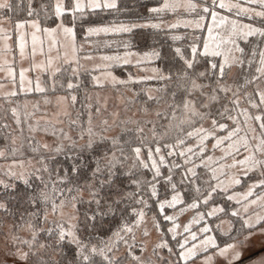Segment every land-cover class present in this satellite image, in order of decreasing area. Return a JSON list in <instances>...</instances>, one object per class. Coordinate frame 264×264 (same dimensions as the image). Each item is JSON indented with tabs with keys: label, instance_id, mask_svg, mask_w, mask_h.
<instances>
[{
	"label": "snow or ice",
	"instance_id": "obj_1",
	"mask_svg": "<svg viewBox=\"0 0 264 264\" xmlns=\"http://www.w3.org/2000/svg\"><path fill=\"white\" fill-rule=\"evenodd\" d=\"M21 7V4H14L11 0H0V13L7 12L10 16ZM217 8L229 15L221 14ZM178 10H182L181 18L166 25L169 31L162 27L163 20L153 18V14L158 17L165 12L177 13ZM26 11L29 17L39 16L42 11L45 19L51 12L57 22L54 27L42 29L52 41L47 53L43 42L37 47L36 32L41 31L38 19H19L15 22L21 61L26 55L27 42L25 33L20 30L31 25L35 31L28 55L34 60L39 51L46 59L30 66L55 76L67 71L63 67L67 64L72 77L77 78L76 85L69 80L68 89L78 86L82 67L78 58H68L67 51H77V21L81 24L82 38L89 44L97 43L91 37L101 33L132 34L136 29L164 32L162 37L157 38L155 34L151 37L159 48L154 47L142 56L148 60L164 61L166 68L153 67L151 71L155 75H129L127 80L106 72L103 80L98 76H93L92 80L95 85L105 81L119 85L156 81L155 91L163 95L153 96L149 89L144 93V103H159L167 98L170 113L167 110L157 112V116L169 121L164 136L172 128L182 135H178L173 143L165 144L166 153L161 154L159 142L153 149L143 139L144 130L139 126L140 121L121 122L120 134L106 135L108 128L95 130L89 115L86 139L85 131L73 136L62 128L58 132L53 128L52 135L58 138L49 144L33 135L38 130L47 132V127L39 129L29 123L28 136L23 135L20 114L13 107L11 112L22 137L20 147L26 144L38 159L33 164L29 157L31 166L26 169L22 160L15 159L7 168L0 169V233L6 241L3 255L10 258L0 260V264H196L197 261L199 264H240L243 246L253 230L264 234V0H219L218 3L217 0H202L200 3L196 0H164L146 7V15L137 14L118 23L113 20L94 24L89 20L97 13H128L129 9H122L118 0H68L67 3L55 0L52 5L41 3L39 8H34L32 0H29ZM66 14L70 16L68 23L63 19ZM189 16L191 19L187 18ZM209 16L211 22L206 24ZM3 18L0 16V19ZM181 24L185 29L194 31L207 28V38L203 39L202 46L198 43L200 37L196 35L191 36V43L176 46L188 39L185 35L170 34ZM0 34L8 38V30L2 27ZM60 37L65 51L61 65L53 67L51 51L54 45L61 44ZM165 44L170 48V56L162 55ZM124 47L128 48V43ZM8 50L10 46L5 44L4 51ZM133 55L141 54L105 55L102 59L111 63L96 67L107 69L113 64L126 65L131 62L128 57ZM57 56L61 54L58 52ZM233 66H238L241 71L233 73ZM0 70L15 78V69L6 58L0 61ZM28 70L24 67L19 69L21 87H24ZM28 83L31 84V81ZM55 87L53 81V90ZM35 91H45L39 78L35 82ZM8 95L15 93H5V96ZM66 99L60 96L57 103ZM70 99L75 102L77 97L73 94ZM250 108L256 109L257 114L252 115ZM143 110L147 111V107ZM63 114L68 115L66 111ZM225 119L234 126L230 128L221 122ZM173 121L178 123L174 125ZM205 121L211 127H203ZM250 121L260 122L259 136L255 135L256 129ZM75 123L70 120V124ZM103 123L106 125L107 121ZM129 123L137 126L128 127ZM143 123L152 124L151 132L155 138L157 132L153 121ZM184 125L191 130L184 132ZM216 129L226 130L227 135L217 136ZM13 131L7 124L0 128V135L5 141L11 137L9 154L15 156L20 149L16 147ZM248 132L253 133L251 139L257 141L255 144L249 142ZM189 137L198 139V151H193L190 144L185 146ZM209 137L215 140L213 149L227 141L224 156L231 158V164L217 163L213 166L214 157L205 153L204 142ZM137 140L141 146L130 147ZM125 145L129 146L131 155L125 150ZM142 147L146 148L144 155ZM241 149L245 154L237 159ZM5 155V149L0 148V157ZM58 157H63V160H58ZM166 157L179 158L180 162L176 159L169 161ZM64 161L71 163L65 167ZM15 165L22 170H14ZM164 166L166 174L162 171ZM237 166L240 169L238 174L224 172L226 168ZM250 174L258 178L247 186L246 191H234V186L241 185V177H249ZM223 176L227 178L222 179ZM161 187L163 193L160 192ZM85 190L87 197L83 194ZM228 202L234 204L229 206ZM66 204L73 209L77 208V204L86 207L82 214L65 219L62 210ZM177 205L182 206L179 209L181 212L185 208L195 209L197 215L193 220L197 224L205 217L215 218V231L205 223L199 230L202 235H198L190 230L193 221H189L183 226L187 235L181 237L177 216L165 214L166 206L175 210ZM250 205H257L261 211H250ZM153 207L156 209L152 216L156 229L161 231L157 215L171 222V226L161 232L158 243L153 246L152 256L146 258L143 255L146 244L137 240L136 233L146 224L147 215ZM201 207L208 210L199 211ZM216 231L227 240L219 242ZM147 234L144 228V235ZM260 264H264V258H261Z\"/></svg>",
	"mask_w": 264,
	"mask_h": 264
},
{
	"label": "rangeland",
	"instance_id": "obj_2",
	"mask_svg": "<svg viewBox=\"0 0 264 264\" xmlns=\"http://www.w3.org/2000/svg\"><path fill=\"white\" fill-rule=\"evenodd\" d=\"M55 2V0H54ZM164 0H162L161 3H163ZM197 3L202 2V0H196ZM219 0H217V3ZM65 3H67V0H65ZM217 11L219 9L217 8ZM221 12V11H219ZM167 14V16H163V18L154 19V20H163L164 24L162 27L164 29L166 28V25L168 23H175L178 18H181L182 10H178L177 13L172 12H165L162 13V15ZM223 15H227L223 12H221ZM3 16V15H0ZM4 17V16H3ZM191 19V17H187ZM235 18V17H233ZM211 17L209 16L207 21L205 23H210ZM248 22V21H245ZM40 23V22H39ZM0 27L8 30V38L5 39L3 34H0V61H3V59H7L11 66L15 69V78L13 79V76L9 75L6 71L0 70V95H5V93H32L37 92L35 91V82L37 78H39L41 82V87L46 89L45 81H44V75L49 74L50 77L52 76L49 72L45 71L41 68H35L31 67L30 65L33 63L39 64L45 61L46 57L44 55H41L39 51H37L36 57L34 60L28 55L31 51V43H32V33L35 31L31 27V25H27L23 27L20 31L25 33V40H26V55L25 58L21 61L19 56V33L15 29V24L12 23L10 19L7 17H4L3 19H0ZM54 27V26H53ZM180 27H183L181 24ZM179 27V28H180ZM41 31L36 32V36L38 39V45L39 48L40 42H43V46L45 48V52L47 53L49 44L52 43L50 36L43 32L42 29L44 28H50V27H44L40 23ZM191 29V28H189ZM193 30V29H192ZM194 31V30H193ZM199 34H196V33ZM195 32H190V34L183 33L185 35H188V37L191 38L192 35H196L200 37L202 33L204 32V38H207V28L201 30H195ZM201 33V34H200ZM101 33L99 36H104ZM111 34V33H108ZM181 34V33H179ZM182 35V34H181ZM95 36V35H94ZM61 44L60 45H54L51 51V55L54 57L53 61V67L60 66L61 65V59L62 54L65 51V48L63 47V41L62 37ZM96 41V40H94ZM97 43L89 44L85 40L82 41L80 46L77 44V51L73 52L70 49L68 51V58L79 59V64L82 66L81 70H91L93 76H98L102 80L104 79V74L106 72H111L113 75L118 77L116 73L112 70V67L116 64L111 65L109 68L99 67L97 68V65H105L110 64L111 62L104 61L102 59V56L105 55H114L119 54L123 55L125 52H132V53H140L141 55H133L131 57H128V59L131 61L129 64L137 65V77L140 76H152L155 75L151 69L153 67H157L154 64H150V60L145 59L141 52L137 51H116L113 50V45L117 44V42H113L111 40H105L100 39L99 41H96ZM5 44L10 46V50L7 52L4 51ZM60 53L61 56H57V53ZM258 59V57H257ZM140 60L141 63L137 64L136 61ZM65 65V64H64ZM21 67L29 69L25 73V84L24 87L20 86V76H19V69ZM240 68L238 66H233L232 71L233 73H238ZM119 78V77H118ZM28 81H31V84L28 83ZM94 83V81H93ZM95 84V83H94ZM110 81H105V83L101 85H96L98 88L92 90V92L89 94V104H88V115L86 119V129L89 126L88 125V119L89 115L91 116V125L95 130H100L102 128H108V131L106 132V135H114L117 132V126L120 121H139L140 119L144 118V121L155 119V114L152 112L139 110L137 107L133 110L129 109L127 106V102L130 99H133L136 93L131 89H123V90H115L113 87H115ZM28 88H32V91H28ZM152 90V95L154 96L156 94L155 89ZM60 96L67 97L68 99L57 103V98ZM71 95L69 94H47L44 97H36L31 96L30 98H25V100L22 101V107L27 114V118L25 119L27 121V125L29 123L33 124L34 126H38L39 129H43L45 127L48 128L47 132H44L42 130L36 131L34 134L37 136L39 141L41 142H48L51 144L55 139L58 137H54L52 135L53 128L57 130V132L62 128L65 132H67L69 135H76L79 134L81 131H75L74 129L82 127L83 123L80 121L81 119L77 115V110L75 107V103L71 101L70 99ZM99 109V111H97ZM67 112L68 115H64V112ZM250 113L252 115L257 114L256 109H249ZM71 121H75V124H70ZM243 118L241 117V121ZM107 121V124L105 125L103 122ZM222 123H226L229 125V127H233L231 121L225 119L221 121ZM250 123L253 125V127L256 129L255 135L259 136L260 129H259V121H250ZM42 124V125H41ZM74 125V128L73 126ZM203 127L209 128L211 127L210 123L208 121H205L203 123ZM152 129V128H151ZM150 130V129H149ZM85 131V130H83ZM86 133V131H85ZM244 133L242 132L241 135ZM216 135L217 136H226L227 131L226 130H220L216 129ZM16 136V144H19L21 141V137L17 134ZM151 136V134H150ZM248 136L250 138L249 142L252 144H255L257 141L254 139H251L253 136V133L248 132ZM186 145H192L193 151H198L199 141L196 137H189L187 139ZM215 143V140L213 137H209L207 141L204 142L205 144V153L208 155H211L214 157V164H231L232 160L230 157L224 156V149L227 144V141L223 142L220 146L213 149L212 145ZM146 153V152H145ZM142 150V155L145 154ZM166 151L161 148V154H165ZM245 154L243 150L241 149L240 156H237L236 158L239 159L242 157V155ZM4 157V156H3ZM221 157H224L221 159ZM32 158V163L35 164V161L38 158ZM172 159H176L178 162L179 158L172 157ZM13 159H1L0 160V169L7 168L11 163ZM15 160H22L24 162L23 167L26 169L30 167L31 165L28 162V158H20ZM14 170L20 171L22 170L18 165L13 166ZM240 169L239 166L231 168V169H224L225 173H239ZM222 179H226L227 176L221 177ZM257 176H252L250 174L249 177H241L242 183L241 185L234 186V191L236 192H244L247 190V186L254 180L257 179ZM258 191V190H257ZM255 197H252L254 199ZM229 206L234 204V202H228ZM181 205H177L176 209L167 207L165 209V214H174L177 216V223L181 226L178 231L181 233V237L187 235V233L184 232L183 226L187 225L189 221H193L190 225V230L197 232L198 235H202L199 230L204 226L205 223L211 225L215 231V225L217 223L215 218L205 217L203 220L200 221L199 224H197L193 217L197 215L195 209H187L183 212L179 211L181 208ZM211 205L208 206L210 208ZM208 208L201 207L199 211L206 212ZM63 213L65 219H71L73 215L77 214L76 209H73L70 204H66L63 208ZM250 211L254 212H260L261 209L257 205H250ZM153 214L148 213L146 224L136 233L137 240H143L146 244V251L143 253V255L147 257L152 256L153 246L154 244L158 243V237L161 235L162 228L160 224L161 231H158L154 225ZM74 222V221H73ZM171 226V222L168 224V227ZM237 226H239L237 224ZM144 228L147 229L148 234L144 235ZM219 233L216 231V235ZM217 240L219 241V237L217 235ZM6 241L4 240L3 234L0 233V260L7 259L3 255V249ZM239 246V245H238ZM243 257L240 261V264H260L261 258H264V234L260 233L258 230L254 229L253 234L251 235L250 239L248 240L247 244L243 246ZM196 264H199L197 261Z\"/></svg>",
	"mask_w": 264,
	"mask_h": 264
},
{
	"label": "trees",
	"instance_id": "obj_3",
	"mask_svg": "<svg viewBox=\"0 0 264 264\" xmlns=\"http://www.w3.org/2000/svg\"><path fill=\"white\" fill-rule=\"evenodd\" d=\"M11 2L14 4H21L22 7L19 10H17L16 12L11 13L10 16H9V13H7V12H3V13H1V15L9 18L13 24H15V22L19 19H38L42 26L53 27V26H55V22H57L56 18L54 17V15H52L51 12H49L48 19L44 18V13L42 11L40 12L39 16L33 15L32 17H29L27 15V11H26V6H27L29 0H11ZM67 2H68V0H67ZM158 2L161 3L162 0H118V3L122 9H124V8L129 9L128 13H126V14H115V15L97 13V14L90 16L89 20L91 23H94V24L95 23H101V22L106 23V22H110L113 20H115L118 23L121 20L128 19L129 17H134L137 14H145L146 15L147 14L146 13V7L155 6ZM41 3L47 4V5H52L55 2H54V0H32V6L34 8H39V5ZM219 11L229 15V13L227 11H224L221 9H219ZM156 17L157 16L155 14H153V18H156ZM63 19H64L65 23H68L70 16L68 14H66L63 17ZM164 30L169 31L168 29H164ZM76 31H77V43L80 44L82 41H84V39L82 38L80 21H77ZM190 32H195V31H193L192 29H189V28L185 29L184 27H180V28L171 30L170 34L185 35L183 33L190 34ZM179 33H181V34H179ZM153 34H155V36L157 38H159V37H162L164 35V32H161L159 30L136 29L133 31L132 34L119 33V34H115V35L105 36L102 39H116L117 44H115L113 46V48L118 49V50L128 49V50H134L137 52H147V51H150L154 47L159 48V44H154L152 42L151 37L153 36ZM196 34H199V33H196ZM185 36L188 37V35H185ZM203 39H204V32L202 33V35L200 36V40L198 41V43L201 46L203 43ZM160 42L163 43L162 40ZM125 43H128V45H129L128 48L124 47ZM169 43H171V41H169ZM181 43L184 45L191 43V38L188 37V39H186L185 41L178 42L176 46H181ZM242 46H244V45H242ZM171 54L172 53L170 51V48L168 47V44H165V46L162 49V55L170 56ZM151 63L156 65L157 67H162V68L167 67V64L164 61H152ZM63 67L67 68V71H64L62 73H57V75L55 77H52V78L50 77L49 74H46L44 76V81H45V85H46V89L44 92H32V93H28V94L19 93V94L14 95V96H0V128H2V126L4 124H7L9 128L14 130L12 133L13 135L18 134L21 137V135L18 132L17 125L15 124V118L11 112V109L13 107H15V108H17V110L20 114L22 126L24 127L23 135L28 136L27 121L25 120L27 118V116H26V113L22 107V101L25 100V98H30L31 96L44 97L47 94H69V95L75 94L77 99L74 102L75 103L74 108H76V110L78 112L77 115L81 119L80 121L83 123V125H82V127L76 128L74 130L76 132L86 130V124L85 123H86V119H87V115H88V109L87 108H88V104H89V94L92 92V90L98 88V86H96L93 83V80H92L93 74H92L91 70H81L80 75L78 77V80H79L78 86L74 87L73 89H68L67 83L69 82V80H71L73 82V84L76 85L77 84V78L72 77L71 69L68 68L67 64L63 65ZM137 67L138 66L134 65V64H126V65L125 64H116L112 67V70L116 73V75L120 79L127 80L129 75L137 77ZM240 71H241V69L239 70V72ZM53 81H55V85H56L55 90H53V88H52ZM114 86L115 87H113V88L115 90L131 89L136 93L134 98L130 99L127 102L128 103L127 106L130 110L131 109L133 110L136 107L139 110H142V109H144V107H147L148 112H152L155 114V119H152V118L150 119V121H153V123L156 125L157 136L155 138L152 136V132H151L152 124L143 123L144 118H143V121H142V119L139 120L141 122L139 126L143 127V130H144L143 131V139L148 143V146H150L154 149L156 147V143L159 142L161 145V148L166 151V149L164 148V145L168 144V143H173L175 138L178 135H182V133L178 132L175 128H172V129H168L167 135L164 136V130L167 127L169 121H168V118L157 116V112L167 110L170 113V109L168 108L167 98H165L164 100H162L159 103H156L155 101L149 102L147 104L144 103V99H143L144 93L149 89H155L157 87L156 81H154V80L136 81V82H130L127 85L116 84ZM169 90H171V88H169ZM157 95H163V94L156 91V94L154 96H157ZM129 121H133V120H129ZM121 122H123V121H120L118 123V125H116L117 126V132L114 135L121 133ZM177 123H178V121H173L174 125ZM72 126L74 128V125H72ZM127 126L128 127H135L137 125L129 123ZM182 127L184 129V132L191 130L186 125H184ZM4 131H6V130H4ZM150 134H151V136H150ZM33 135L36 137L37 140H39L34 133H33ZM76 135H74V136H76ZM162 136L164 137L163 139H161ZM86 138L87 137H86V133H85V139ZM125 138H127V137H125ZM10 140H11V137L9 138V141H5L3 135H0V148H4L5 152H6V155L4 157H0V160L4 159V158H7V159H20V158H29V157L38 158L36 155H34L31 152V150L27 147L26 144H24V146L22 148L20 147V145L22 143V137H21L20 143L16 144V147L19 148L20 151L15 156L10 155L9 150L12 147ZM187 141L188 140H186V142ZM136 146H141L139 140H137L136 143L132 144L130 147H136ZM128 149H129V146L125 145V150L128 151ZM142 150L144 153L146 152V148L142 147ZM20 152H23V155H20ZM128 154L131 155V152L128 151ZM166 159L169 161L171 160V158H169V157H166ZM58 160H63V157H58ZM179 162L180 161L178 159V163ZM70 163H71V161H64V166L67 167ZM162 171H164L166 174V166L162 167ZM19 186L22 187V185H19ZM160 192L163 193V187L160 188ZM83 194L85 197H87V195H88L86 190L84 191ZM161 198H163V196H161ZM185 200L187 201L188 198L185 197ZM188 202H190V201H188ZM85 207H86V205L77 204V208H76L77 214H82ZM153 212H156L155 207H153V211L149 212V213L153 214ZM156 218L160 221L162 231L166 230L168 228V224L170 222L164 221L163 218L159 215H157ZM168 235L170 236L171 234H168ZM217 235L219 237V242L223 243L227 240V237L223 236L222 234L217 233ZM7 259H10V258H7Z\"/></svg>",
	"mask_w": 264,
	"mask_h": 264
},
{
	"label": "crops",
	"instance_id": "obj_4",
	"mask_svg": "<svg viewBox=\"0 0 264 264\" xmlns=\"http://www.w3.org/2000/svg\"><path fill=\"white\" fill-rule=\"evenodd\" d=\"M0 15H1V13H0ZM163 16H167V14H165V15H160V16H158V17H156V18H154V19H159V18H163ZM9 19V18H8ZM115 34H119V33H111V34H102V35H104V36H99V37H97V36H92L91 37V40H96V41H99L100 39H102L103 37H105V36H108V35H115ZM105 40H111V41H113V42H116V39H105ZM82 43V42H81ZM80 43V44H81ZM78 44V43H77ZM80 44H78V46H80ZM115 45V44H114ZM113 45V46H114ZM113 50H116V51H125V50H118V49H115V48H112ZM126 50H128V49H126ZM129 51H134V50H129ZM141 53H144V52H141ZM153 60H150V64H152L151 62H152ZM45 76V75H44ZM19 94V93H18ZM23 94H28V93H23ZM15 95H17V94H15ZM0 96H5V95H0ZM8 96H14V95H8Z\"/></svg>",
	"mask_w": 264,
	"mask_h": 264
}]
</instances>
